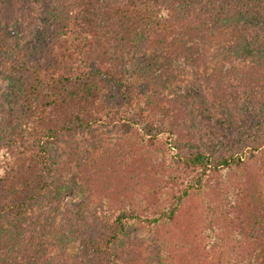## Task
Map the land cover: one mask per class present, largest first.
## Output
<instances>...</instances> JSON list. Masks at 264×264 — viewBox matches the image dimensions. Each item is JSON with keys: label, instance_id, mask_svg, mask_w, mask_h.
I'll use <instances>...</instances> for the list:
<instances>
[{"label": "trees", "instance_id": "16d2710c", "mask_svg": "<svg viewBox=\"0 0 264 264\" xmlns=\"http://www.w3.org/2000/svg\"><path fill=\"white\" fill-rule=\"evenodd\" d=\"M228 1L0 0V255L12 259L2 264H15L16 251L22 264H31L26 235L44 220L47 225V211L61 201L66 187L53 169V147L95 127L130 136L140 124L135 103L141 86L152 80L149 86L162 91L192 72L199 98L191 100L186 89L169 101L161 115L167 124L143 128L145 151L120 137L91 168L79 165L88 175L89 202L65 209L56 245L63 253L80 234L89 256L84 264H264L259 180L235 196L229 180L231 170L264 149V61L247 63L253 53H264L224 28L237 20L224 23L222 8L212 6ZM238 1L262 6L256 24L264 28V0ZM154 65L157 76L149 71ZM241 94L254 101L244 123L235 117ZM195 103L209 120L225 108L233 133L216 130L220 142L204 133L196 137ZM160 141L169 145L171 164L147 152ZM152 171L171 173L164 181L179 185L167 204L140 194ZM33 208L41 213L30 222ZM134 224L154 231V249L126 242Z\"/></svg>", "mask_w": 264, "mask_h": 264}, {"label": "rangeland", "instance_id": "374dc122", "mask_svg": "<svg viewBox=\"0 0 264 264\" xmlns=\"http://www.w3.org/2000/svg\"><path fill=\"white\" fill-rule=\"evenodd\" d=\"M214 3H216V7L212 6L214 9L219 10L222 8L221 19H224V23L229 17L230 19L237 20V22L230 26V28H228L229 24L225 23L224 28L236 31L238 35L242 36V42L250 44L254 51L261 50V53L263 54L264 28L257 26L256 21L258 16L255 13V11L262 8V6L255 7L250 3L238 0H230L228 3H224L225 7H221L223 3ZM262 28L263 32L261 33L260 30ZM235 35V37L239 38L237 34ZM231 40V44L237 43L234 41V39ZM149 56L150 54H144L142 57L149 58ZM260 60L264 61L262 55L253 53V55L248 58L247 63L249 65H256ZM144 62L145 65L147 61ZM157 66L154 65L153 67L149 68L150 73L154 76H157L160 72ZM185 66L187 69L189 68V66ZM142 72L143 71H140L139 75H141ZM194 75L195 73L193 72L189 73L188 75L184 76V83H177V88L175 85H172L171 87L164 88L162 91H160V89L159 91L152 89L149 86L150 81L152 80H147L148 82L145 83V86H141V89H139L140 98L139 101L135 103V114H138V122H140V124L136 126L134 132L130 136H124V134H122L120 131L112 132L110 128L95 127L94 129L85 131L84 133H78L72 143L63 142L60 145L53 147V169L56 178L61 179V183H63V186L66 188L62 191L61 201L54 204V206H52L47 211L46 215L49 218L48 224L44 226V224L47 222L44 220L40 225L38 224L37 227L34 226V229L32 228L26 235V239L24 241V245H26L25 254L28 255V252H30L29 254H31L33 257L31 264H59L61 262L68 264H84L88 261L89 256L87 255V251L85 249L86 245L83 243L80 234L71 236L72 238L70 241V247L67 250H64L63 253H59L61 248L56 245L57 242L55 239V233L60 227V220L65 209L71 208L72 210H77L80 208L82 203L89 202V200L85 198L86 194L89 192L88 190H91L89 184L85 183V181L88 179V175L80 171L79 165L88 163V166H90L92 165V162H98L101 160V158L105 156L106 152L111 153L112 150L119 145L118 138L120 137L123 139V143L124 138L132 139L136 148L141 147L142 151H145L144 149L146 146L144 148V145L146 141L143 136V128L150 123H154L156 126H165L167 124L166 120L161 118V115L163 114V107L168 105L169 101L175 99L176 95H179V92L185 93L186 89H188L190 92L191 100L199 98L200 90H197L198 88L196 82L194 86L192 85V82H194L196 79ZM1 83L2 82H0V86ZM136 83L138 84V87L141 84L138 78ZM188 84L192 86L186 88ZM154 91L157 92V95L154 94ZM148 93L151 94L148 95ZM158 94H161V96L164 98L162 101H159L157 98L159 97ZM252 98L253 97L249 95H243L242 100L239 101L235 114V117L238 118L236 119L239 121V123H244L242 117L244 115L245 118V110L249 109L250 105H253L254 101H252ZM249 101L251 104H249ZM158 103H162L160 109L156 105ZM192 113L195 115L197 123L196 126L199 128L198 131H194L197 132L195 135L198 138H201L202 133H204L206 137L214 136L216 139L215 141L220 142L224 141V138L221 136L217 137L218 134H216V130L218 132H226L228 137L233 133L229 124L224 120L225 115L227 114L225 108H216L213 115L214 117L210 120L208 119L207 114L202 112L200 106L197 103H195V107L193 106ZM158 143L159 144H157L155 147L148 149L147 152L151 154L153 159L164 158L171 164L169 145L166 142L161 141ZM170 174L171 173L161 175L160 173H154L152 171L150 174L151 178L146 179L141 183L140 194L144 195L145 193H150L151 201H156V199H158L163 204L169 203L172 194H175L179 188V185L177 184L169 185V182L166 183L164 181L165 177ZM92 175H94V178L96 177V174L93 171H91L90 177H93ZM255 177L257 180H259V188L261 189L262 193H264V149L253 159L245 158L244 165L241 169L230 171L229 180L230 184L232 185L231 192L233 196L245 195L247 193L248 183L256 180ZM182 180H184V175L180 178V181ZM151 201L148 203L151 204ZM97 202H100L99 198L94 197V200H92L90 204L92 206H96ZM40 213L41 211L37 208L31 209L28 212V218L30 222L36 214ZM237 216L238 215L234 217ZM42 224L44 227L41 226ZM235 231L236 230L232 226V232ZM167 232L168 230L165 229L164 234ZM126 242H129L128 244H132V242L140 243L150 249H154L156 247L155 233L146 225L134 224L130 233L128 234V239ZM28 243L30 245H28ZM233 246L235 252L239 251L240 244L235 243ZM3 247L4 244L1 242L0 248ZM17 250L20 251V249ZM44 250H46V252ZM38 252L39 254L42 253L44 258L39 256ZM5 254L6 253L4 251L1 253L0 264L12 260L10 258L8 259ZM21 254L22 253L16 251L17 262L15 264L23 263L22 261H19ZM2 258L4 261H2Z\"/></svg>", "mask_w": 264, "mask_h": 264}]
</instances>
